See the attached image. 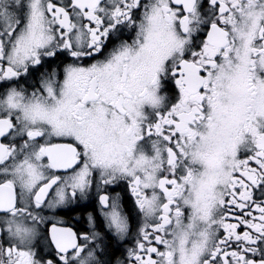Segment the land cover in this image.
<instances>
[{
  "label": "snow or ice",
  "instance_id": "snow-or-ice-1",
  "mask_svg": "<svg viewBox=\"0 0 264 264\" xmlns=\"http://www.w3.org/2000/svg\"><path fill=\"white\" fill-rule=\"evenodd\" d=\"M122 182L127 264H264V0H0V264H104Z\"/></svg>",
  "mask_w": 264,
  "mask_h": 264
},
{
  "label": "flooded vegetation",
  "instance_id": "flooded-vegetation-1",
  "mask_svg": "<svg viewBox=\"0 0 264 264\" xmlns=\"http://www.w3.org/2000/svg\"><path fill=\"white\" fill-rule=\"evenodd\" d=\"M38 84L39 72L34 70L33 75L28 78V85H30L28 88L29 92H31L34 87H37ZM169 90L170 94H174V88L170 86ZM108 191L111 195L119 193L123 200L125 210L130 213L131 235L127 239L118 240L116 237L108 233L102 214L99 211L95 192L91 193L92 199L89 201H82L79 204H74L71 211L61 210L59 218L64 221V227H70L77 233L83 234L89 231L87 223L88 214L91 213L94 215L97 218V231L105 237L103 244L105 250L101 252V259L104 264H117V261H124L125 264H127V252L130 248L135 247L137 232L142 223V219L134 208L133 198L131 197L125 183L122 182L121 184L116 185L114 189L109 187ZM228 222H235V220L230 217Z\"/></svg>",
  "mask_w": 264,
  "mask_h": 264
}]
</instances>
